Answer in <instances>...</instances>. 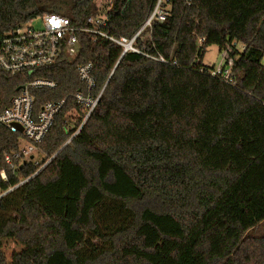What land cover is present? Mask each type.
<instances>
[{"label": "trees", "instance_id": "trees-1", "mask_svg": "<svg viewBox=\"0 0 264 264\" xmlns=\"http://www.w3.org/2000/svg\"><path fill=\"white\" fill-rule=\"evenodd\" d=\"M158 2L0 0V36L50 14L79 29L77 54L31 78L57 84L34 92L38 111L67 99L37 146L45 168L36 157L8 166L22 135L0 124V194L27 181L0 199V235L24 233L25 200L55 214L62 247L41 264H264V237L249 235L264 222V0H164L165 20L136 40L142 54L81 31L101 16L131 39ZM212 46L232 48L233 84L203 64ZM88 63L92 94L104 91L72 138ZM24 82L0 72V114Z\"/></svg>", "mask_w": 264, "mask_h": 264}, {"label": "built area", "instance_id": "built-area-1", "mask_svg": "<svg viewBox=\"0 0 264 264\" xmlns=\"http://www.w3.org/2000/svg\"><path fill=\"white\" fill-rule=\"evenodd\" d=\"M164 0H159L154 12L145 23L144 27L131 39L116 37L105 32L107 20L104 17H90L87 20V28L81 31L92 33L96 37H102L122 47L123 54L128 52L142 54L136 47V40L142 32L150 27L157 19L165 20L162 10ZM78 28L72 26L68 18L60 15L50 14L43 17L31 19L28 23L20 25L12 31L0 36V72L9 77H22L25 79L23 85L18 89L7 108L0 114V124L8 128L12 133L22 135L21 144L16 151L5 154V161L8 166L14 167V161H28L36 156L37 146L48 135L54 126L57 115L63 110L67 99L55 102H47L41 110L36 109L34 92L39 90H54L57 84L45 79H31L35 71L55 65L63 52L69 57H74L79 48L77 37ZM95 42L97 39L94 40ZM242 47V46H241ZM232 48L228 46L221 53V63L213 70V75L233 84L235 78L232 74L234 58L231 56ZM165 62L164 59H161ZM94 66L92 63L82 65L78 68L79 80L85 87V92H77L74 100L77 105L85 111V117L81 126L72 136L75 137L85 125L89 117L97 108L104 88L97 96L92 92L96 88V81L93 75ZM20 128L23 131H20ZM36 166L39 171L49 163ZM3 180H7V173L0 172ZM25 182L11 188L9 191L0 194V199L8 193L20 188Z\"/></svg>", "mask_w": 264, "mask_h": 264}, {"label": "rangeland", "instance_id": "rangeland-1", "mask_svg": "<svg viewBox=\"0 0 264 264\" xmlns=\"http://www.w3.org/2000/svg\"><path fill=\"white\" fill-rule=\"evenodd\" d=\"M108 1L95 0L99 7H103ZM221 60L218 46L209 47L202 59L203 64L215 67L219 66ZM35 157V163L42 162V155L36 153ZM14 214L17 213L14 212ZM22 214L21 220L25 230L19 238L15 236L14 225L8 226L5 234L0 235L1 264L3 262L6 264L5 258H7V263L11 264H41L50 250L62 247V229L59 218L55 214L31 200H28V203L23 206ZM263 229L259 228L250 232L249 235L262 237Z\"/></svg>", "mask_w": 264, "mask_h": 264}, {"label": "crops", "instance_id": "crops-1", "mask_svg": "<svg viewBox=\"0 0 264 264\" xmlns=\"http://www.w3.org/2000/svg\"><path fill=\"white\" fill-rule=\"evenodd\" d=\"M240 47H241V45H240ZM28 203V200H25V202H24V205H26ZM23 209V208H22ZM23 216V214H22V211L20 212V216H18L19 217V223H21L22 224V220H21V217ZM52 216V215H51ZM55 218V217H54ZM38 220V222H39V219H37ZM56 220V219H55ZM263 225H264V222H262L257 228H255L254 230H252V231H250V232H253V231H256L257 229H259V228H264L263 227ZM46 227H48V226H46ZM46 227H45V229H46ZM262 237H264V229H263V236ZM1 245H2V242H1ZM51 251V250H50ZM49 254V253H48ZM5 260H6V264H11V263H7V258H5Z\"/></svg>", "mask_w": 264, "mask_h": 264}, {"label": "water", "instance_id": "water-1", "mask_svg": "<svg viewBox=\"0 0 264 264\" xmlns=\"http://www.w3.org/2000/svg\"><path fill=\"white\" fill-rule=\"evenodd\" d=\"M20 131L22 132L23 131V129L22 128H20ZM34 159V157H31V160H33Z\"/></svg>", "mask_w": 264, "mask_h": 264}]
</instances>
